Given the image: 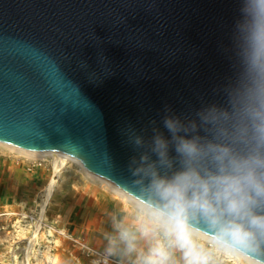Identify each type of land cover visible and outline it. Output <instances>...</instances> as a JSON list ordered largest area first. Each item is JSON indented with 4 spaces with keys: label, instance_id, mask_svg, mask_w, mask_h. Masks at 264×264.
Segmentation results:
<instances>
[{
    "label": "water",
    "instance_id": "1",
    "mask_svg": "<svg viewBox=\"0 0 264 264\" xmlns=\"http://www.w3.org/2000/svg\"><path fill=\"white\" fill-rule=\"evenodd\" d=\"M237 7L235 0H0V142L63 153L119 180L132 155L124 122L142 127L165 104L198 105L228 74L221 45Z\"/></svg>",
    "mask_w": 264,
    "mask_h": 264
},
{
    "label": "clouds",
    "instance_id": "2",
    "mask_svg": "<svg viewBox=\"0 0 264 264\" xmlns=\"http://www.w3.org/2000/svg\"><path fill=\"white\" fill-rule=\"evenodd\" d=\"M235 2L211 93L120 128L132 155L106 175L123 199L105 213L104 264H264V0Z\"/></svg>",
    "mask_w": 264,
    "mask_h": 264
},
{
    "label": "rangeland",
    "instance_id": "3",
    "mask_svg": "<svg viewBox=\"0 0 264 264\" xmlns=\"http://www.w3.org/2000/svg\"><path fill=\"white\" fill-rule=\"evenodd\" d=\"M3 159L29 165L34 173L26 186L18 182L13 202L0 207V264H104L98 252L105 213L122 198L69 163L56 177L54 193L47 200L54 176L51 157L30 159L0 147Z\"/></svg>",
    "mask_w": 264,
    "mask_h": 264
},
{
    "label": "bare ground",
    "instance_id": "4",
    "mask_svg": "<svg viewBox=\"0 0 264 264\" xmlns=\"http://www.w3.org/2000/svg\"><path fill=\"white\" fill-rule=\"evenodd\" d=\"M0 147H4L6 149L12 150L14 152H17L21 156H25L30 159H45L47 157H51L53 161V172L54 176L50 180L48 186H47V200L50 196H52V192L55 187L56 177L60 174L62 169L65 167L66 164L72 163L78 167V169L83 172V174L89 179L94 182L102 183L103 186H105L111 193L116 194L120 198L123 199L122 194L119 191L113 190V183L107 180L106 178L100 176L90 168H88L85 164H83L80 160L77 158L68 156L63 153L59 152H52V153H41V152H35V151H28L23 148H20L16 145L6 143V142H0ZM59 177V176H58ZM54 193V192H53ZM44 208V207H42ZM42 215V214H41Z\"/></svg>",
    "mask_w": 264,
    "mask_h": 264
},
{
    "label": "crops",
    "instance_id": "5",
    "mask_svg": "<svg viewBox=\"0 0 264 264\" xmlns=\"http://www.w3.org/2000/svg\"><path fill=\"white\" fill-rule=\"evenodd\" d=\"M28 170H30L29 165L20 164L18 161L0 160V207L7 208L13 202L18 194L19 181L26 186L28 178L33 180L34 172L31 170L28 172ZM39 170L43 171L41 168ZM24 174L26 178L23 177ZM97 229L100 231L101 228L98 226Z\"/></svg>",
    "mask_w": 264,
    "mask_h": 264
}]
</instances>
